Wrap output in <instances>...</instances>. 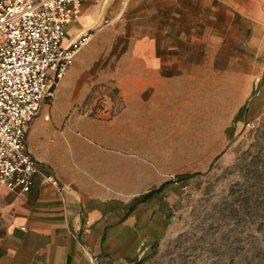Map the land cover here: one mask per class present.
<instances>
[{
    "label": "rangeland",
    "instance_id": "1",
    "mask_svg": "<svg viewBox=\"0 0 264 264\" xmlns=\"http://www.w3.org/2000/svg\"><path fill=\"white\" fill-rule=\"evenodd\" d=\"M105 1L27 128L42 171L121 203L166 183L155 204L168 228L135 264H264L263 22L233 5L182 0L176 17L159 11L175 49L150 68L132 51L153 21L149 6Z\"/></svg>",
    "mask_w": 264,
    "mask_h": 264
},
{
    "label": "crops",
    "instance_id": "2",
    "mask_svg": "<svg viewBox=\"0 0 264 264\" xmlns=\"http://www.w3.org/2000/svg\"><path fill=\"white\" fill-rule=\"evenodd\" d=\"M97 1L83 2L81 13L67 26L63 43L94 30L93 24L100 17L99 5L106 6L105 0L96 5ZM181 1L132 0V10L148 5V14L152 16L153 21L144 24L137 33L132 48L133 52L146 53L145 63L150 68L160 67L165 62L157 53L175 49V41L168 38L172 26L160 24L165 18L160 17L159 11L169 8V16L176 17ZM207 1L236 6L249 20L264 24L261 5L264 0ZM107 6H111L108 9L118 20L121 16L118 5L109 2ZM260 83L261 90L255 97L264 100V72ZM26 149L33 155L28 138ZM36 159L40 170H44L40 159ZM155 199L152 197L130 210L133 202L106 201L67 187L59 195L38 176L28 193L19 194L0 186V264L139 262L168 228L166 209L156 205Z\"/></svg>",
    "mask_w": 264,
    "mask_h": 264
},
{
    "label": "built area",
    "instance_id": "3",
    "mask_svg": "<svg viewBox=\"0 0 264 264\" xmlns=\"http://www.w3.org/2000/svg\"><path fill=\"white\" fill-rule=\"evenodd\" d=\"M84 1L0 0V186L9 191L28 193L37 176L59 195L66 188L27 151L26 129L93 36L63 43Z\"/></svg>",
    "mask_w": 264,
    "mask_h": 264
},
{
    "label": "trees",
    "instance_id": "4",
    "mask_svg": "<svg viewBox=\"0 0 264 264\" xmlns=\"http://www.w3.org/2000/svg\"><path fill=\"white\" fill-rule=\"evenodd\" d=\"M193 175H185L183 176L181 179H188L190 177H192ZM166 183L161 184L158 188L154 189V190H150L146 193H144L143 195L139 196L136 200H134L133 204L130 206V210H132L136 205H138L139 203H142L152 197H155L157 195H159L161 193V191L163 190V188L165 187Z\"/></svg>",
    "mask_w": 264,
    "mask_h": 264
}]
</instances>
